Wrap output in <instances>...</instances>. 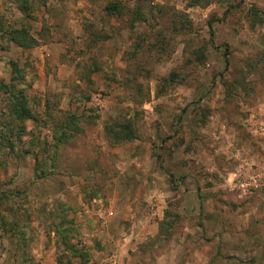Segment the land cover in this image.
Here are the masks:
<instances>
[{
	"label": "rangeland",
	"instance_id": "obj_1",
	"mask_svg": "<svg viewBox=\"0 0 264 264\" xmlns=\"http://www.w3.org/2000/svg\"><path fill=\"white\" fill-rule=\"evenodd\" d=\"M31 3L0 0L33 40L0 42V264H264V0Z\"/></svg>",
	"mask_w": 264,
	"mask_h": 264
},
{
	"label": "trees",
	"instance_id": "obj_2",
	"mask_svg": "<svg viewBox=\"0 0 264 264\" xmlns=\"http://www.w3.org/2000/svg\"><path fill=\"white\" fill-rule=\"evenodd\" d=\"M20 4V10L22 12H31L33 11L31 0H15ZM119 3H109L105 8V11L109 16H118L119 15ZM211 26V23H210ZM0 42L4 43L5 47L9 45V43H13L15 46L19 48H29L33 42L32 38L29 36L27 30L25 29H15L13 27H6L2 22H0ZM227 62V61H226ZM15 72H19L18 69L14 68ZM0 91H9V101L10 106L9 109L13 112L14 115H18V117H27L29 116V111L24 106V97L20 95L14 94V87L11 85L7 87L2 82H0ZM8 143V141H7ZM58 238L60 240H64V230L62 228H57L55 230Z\"/></svg>",
	"mask_w": 264,
	"mask_h": 264
}]
</instances>
